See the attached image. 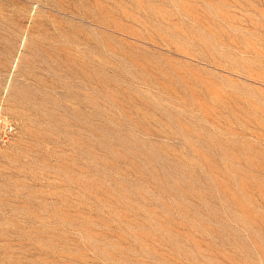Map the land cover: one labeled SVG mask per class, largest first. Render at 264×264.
I'll list each match as a JSON object with an SVG mask.
<instances>
[{
	"label": "rangeland",
	"instance_id": "obj_1",
	"mask_svg": "<svg viewBox=\"0 0 264 264\" xmlns=\"http://www.w3.org/2000/svg\"><path fill=\"white\" fill-rule=\"evenodd\" d=\"M0 264H264V0H0Z\"/></svg>",
	"mask_w": 264,
	"mask_h": 264
}]
</instances>
